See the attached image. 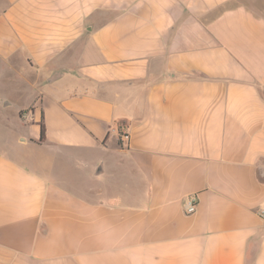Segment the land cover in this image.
I'll use <instances>...</instances> for the list:
<instances>
[{
	"label": "crops",
	"instance_id": "crops-1",
	"mask_svg": "<svg viewBox=\"0 0 264 264\" xmlns=\"http://www.w3.org/2000/svg\"><path fill=\"white\" fill-rule=\"evenodd\" d=\"M0 264H264V0H0Z\"/></svg>",
	"mask_w": 264,
	"mask_h": 264
},
{
	"label": "built area",
	"instance_id": "built-area-1",
	"mask_svg": "<svg viewBox=\"0 0 264 264\" xmlns=\"http://www.w3.org/2000/svg\"><path fill=\"white\" fill-rule=\"evenodd\" d=\"M124 138L127 137V135H123ZM195 207H196V201H195V198H190L188 201H186L185 203V212L186 213H192L194 212L195 210Z\"/></svg>",
	"mask_w": 264,
	"mask_h": 264
},
{
	"label": "trees",
	"instance_id": "trees-1",
	"mask_svg": "<svg viewBox=\"0 0 264 264\" xmlns=\"http://www.w3.org/2000/svg\"><path fill=\"white\" fill-rule=\"evenodd\" d=\"M44 138V125L43 122H40V140Z\"/></svg>",
	"mask_w": 264,
	"mask_h": 264
},
{
	"label": "rangeland",
	"instance_id": "rangeland-1",
	"mask_svg": "<svg viewBox=\"0 0 264 264\" xmlns=\"http://www.w3.org/2000/svg\"><path fill=\"white\" fill-rule=\"evenodd\" d=\"M9 125H10V127H13V126H14V127H17V126H16V123H14V122H13L12 124H9Z\"/></svg>",
	"mask_w": 264,
	"mask_h": 264
}]
</instances>
